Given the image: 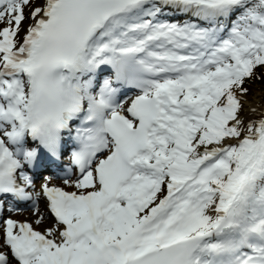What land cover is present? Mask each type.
<instances>
[{
  "label": "snow or ice",
  "instance_id": "1",
  "mask_svg": "<svg viewBox=\"0 0 264 264\" xmlns=\"http://www.w3.org/2000/svg\"><path fill=\"white\" fill-rule=\"evenodd\" d=\"M256 80L264 0H0V264H264Z\"/></svg>",
  "mask_w": 264,
  "mask_h": 264
},
{
  "label": "trees",
  "instance_id": "2",
  "mask_svg": "<svg viewBox=\"0 0 264 264\" xmlns=\"http://www.w3.org/2000/svg\"><path fill=\"white\" fill-rule=\"evenodd\" d=\"M248 86L250 87L253 95L254 91H260L262 88H264V81L256 80L255 82H250Z\"/></svg>",
  "mask_w": 264,
  "mask_h": 264
},
{
  "label": "rangeland",
  "instance_id": "3",
  "mask_svg": "<svg viewBox=\"0 0 264 264\" xmlns=\"http://www.w3.org/2000/svg\"><path fill=\"white\" fill-rule=\"evenodd\" d=\"M261 96H262V93H261V90L260 91H254L253 92V95L252 96H250V101H252L253 99H255V100H259V99H261ZM18 218H22L21 216H17ZM35 217L33 216V219H34Z\"/></svg>",
  "mask_w": 264,
  "mask_h": 264
},
{
  "label": "bare ground",
  "instance_id": "4",
  "mask_svg": "<svg viewBox=\"0 0 264 264\" xmlns=\"http://www.w3.org/2000/svg\"><path fill=\"white\" fill-rule=\"evenodd\" d=\"M38 188H39V185H36ZM34 221V219L32 220V222ZM35 226V225H34ZM51 226V224H45L43 223L42 225L40 226H36L38 229H45L47 227Z\"/></svg>",
  "mask_w": 264,
  "mask_h": 264
}]
</instances>
